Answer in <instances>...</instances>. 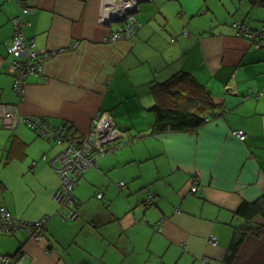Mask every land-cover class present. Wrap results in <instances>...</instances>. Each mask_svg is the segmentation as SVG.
Returning a JSON list of instances; mask_svg holds the SVG:
<instances>
[{
  "label": "crops",
  "instance_id": "0c3cea01",
  "mask_svg": "<svg viewBox=\"0 0 264 264\" xmlns=\"http://www.w3.org/2000/svg\"><path fill=\"white\" fill-rule=\"evenodd\" d=\"M100 3L0 0V104L76 138L107 114L124 143L86 170L73 190L78 218L64 220L49 162L65 144L20 119L3 127L0 117V207L22 221L45 219L40 241L25 230L0 233V256L21 252V264H203L204 257L223 264L241 225L238 207L264 195V94L252 96L264 90V42L256 48L232 27L260 30L264 0H148L135 14L134 39L116 41L105 38L123 22L101 26ZM22 8L29 11L19 16ZM17 17L34 49L51 54L43 78H27L22 101L8 71ZM181 71L218 102L214 116L192 132L149 135L159 103L152 88ZM193 181L198 193L189 194ZM211 234L215 246L207 244Z\"/></svg>",
  "mask_w": 264,
  "mask_h": 264
},
{
  "label": "built area",
  "instance_id": "2783aa9c",
  "mask_svg": "<svg viewBox=\"0 0 264 264\" xmlns=\"http://www.w3.org/2000/svg\"><path fill=\"white\" fill-rule=\"evenodd\" d=\"M14 1L19 2L20 0ZM146 1L148 0H101L98 23L103 27H108L112 20L123 22L122 27L106 37L105 41L131 38L140 26V23L135 19V14L139 5ZM28 11V8H22L19 16L21 13L24 14ZM12 22L14 24V34L7 52L13 57V60L9 64L8 71L13 78L12 89L22 101L27 78L30 76L43 78L42 64L51 54L46 51H37L34 49L32 42L24 38L22 34L24 24L21 23L19 17L14 18ZM232 27L238 35L253 39L252 42L256 48L261 47L264 42V28L262 32H252L247 25L237 22L233 23ZM263 93L264 90L258 92L259 95ZM15 113L14 106L0 104V117L3 120V127H16L20 119L26 127L35 131L39 136L57 144H65L64 149L49 162L50 167L56 172L59 179V186L54 193V200L58 203L60 215L64 220H77V212L73 209V190L86 170L94 166L99 157L114 152L124 144L121 142V131L116 128L109 115L97 114L92 120V128L85 135L76 138L71 132L64 131L62 126H52L49 120L44 117H21ZM232 134L240 141L246 138V134L242 130H235ZM122 185L123 183L118 184V186ZM196 193H198V188L196 182L193 181L189 188V194ZM97 197L100 198L101 194H97ZM152 199V195L147 197V206L151 205ZM44 223V218L35 222L22 221L0 207L1 234L25 230L29 240L40 241L43 238ZM216 243V236L209 235L207 244L215 246ZM202 261L204 264H211V261L206 257ZM21 263V252L13 256H0V264Z\"/></svg>",
  "mask_w": 264,
  "mask_h": 264
},
{
  "label": "trees",
  "instance_id": "16d2710c",
  "mask_svg": "<svg viewBox=\"0 0 264 264\" xmlns=\"http://www.w3.org/2000/svg\"><path fill=\"white\" fill-rule=\"evenodd\" d=\"M263 28L264 25L260 30L253 32H262ZM136 33L129 39L133 40ZM152 89L155 98L161 99L163 96H167L176 100V104L164 105L163 101L158 99L160 104L156 102L151 108L154 122L149 128V135L166 132H192L209 119L207 113H211V117L214 116L212 111L218 102L214 101L208 90L197 83L188 73L178 72L165 82L153 86ZM252 96L258 97L259 94L256 92ZM136 137L140 136L136 135ZM144 206L149 207L146 205V200ZM73 209L77 212L75 199ZM236 215L241 218V225L234 228L222 261L223 264H238L247 245L253 241L257 244L260 243L258 245L260 249L256 253L255 251L252 253L251 256H254L255 259L247 261L248 259L245 258L242 264H264V244H261L264 239V195L253 202H243L238 207ZM208 259L211 264H214L211 258L208 257Z\"/></svg>",
  "mask_w": 264,
  "mask_h": 264
},
{
  "label": "rangeland",
  "instance_id": "374dc122",
  "mask_svg": "<svg viewBox=\"0 0 264 264\" xmlns=\"http://www.w3.org/2000/svg\"><path fill=\"white\" fill-rule=\"evenodd\" d=\"M216 97V96H215ZM213 98V97H212ZM213 99H215V98H213ZM172 100V102H171V105H174V102L176 101V100H174V99H171ZM260 244V243H259ZM259 244H257L256 242H250L248 245H247V247H246V251L243 253V255L241 256V260L239 261V263L238 264H242V262L244 261V259L245 258H247L248 260L247 261H252L253 260V258L255 259V257L253 256H251L252 255V253L255 251V253L257 252V251H259V249H260V247L258 246ZM261 244H264V239L262 240V242H261ZM264 258V257H263ZM263 258H261V260H263ZM255 262V261H254ZM256 263V262H255ZM151 264H161V263H159V261H157L156 259H154L153 260V262H151Z\"/></svg>",
  "mask_w": 264,
  "mask_h": 264
},
{
  "label": "water",
  "instance_id": "95a60500",
  "mask_svg": "<svg viewBox=\"0 0 264 264\" xmlns=\"http://www.w3.org/2000/svg\"><path fill=\"white\" fill-rule=\"evenodd\" d=\"M114 21H118V22H120L119 20H112L110 23H112V22H114Z\"/></svg>",
  "mask_w": 264,
  "mask_h": 264
}]
</instances>
